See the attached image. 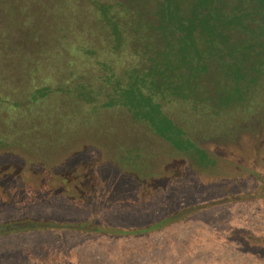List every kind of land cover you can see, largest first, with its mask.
<instances>
[{"label": "rangeland", "instance_id": "obj_1", "mask_svg": "<svg viewBox=\"0 0 264 264\" xmlns=\"http://www.w3.org/2000/svg\"><path fill=\"white\" fill-rule=\"evenodd\" d=\"M88 1L58 9L50 0H0V223L88 219L138 229L216 202L145 233L47 229L1 235L0 264H264V45L224 58L241 57L247 73L239 85L242 98L232 97L237 81L217 56L182 95L160 91L164 111L215 161L198 169L147 122L124 106H110L131 70L151 64L145 44L160 37L164 46L152 22L162 0L136 2L146 3L149 26L135 14L120 15L122 41H114L113 27ZM126 1L113 0L120 6ZM80 35L107 51L101 61L57 51V42L69 45ZM231 40L255 39L237 29ZM78 83L98 94L86 102L65 88L32 98L43 85ZM131 148L153 155L158 175L121 170L113 158Z\"/></svg>", "mask_w": 264, "mask_h": 264}, {"label": "trees", "instance_id": "obj_2", "mask_svg": "<svg viewBox=\"0 0 264 264\" xmlns=\"http://www.w3.org/2000/svg\"><path fill=\"white\" fill-rule=\"evenodd\" d=\"M50 1H54L58 9L59 7L65 8L71 2V0ZM137 1L127 0L121 6L113 0H90L88 2L89 5L96 8V14L113 27L114 41H122L125 37V30L121 26L123 19L120 15L122 13L131 14L132 19L136 15V18L139 17L142 24H147V26L151 23V20L146 18V3L137 6ZM142 12H144V18L140 15ZM157 16L152 22L156 23V29L161 31L164 46L161 45L159 36L157 43L150 41L145 44L143 52L149 55L151 64L145 65L142 69L136 67L135 70H131L128 83H123L118 90L114 91L116 93L122 91L120 98H115L116 102L112 101L110 106L113 104L124 106L134 118L147 122L159 136L172 145L174 154L185 158L196 168L214 167L215 161L207 153V150L205 151V148L197 145L185 129L164 111L159 94L160 91L167 88L171 93L182 95L183 89L192 88L193 81L211 69V56H217L221 59L220 64L226 73L232 75L237 81L236 93L232 97H244L241 81L247 76V73H245L241 57L236 56L231 60L224 58L226 55H235L240 51L249 52L256 45H264V0H162ZM71 22L74 21L71 20ZM237 29L254 37L253 43H248L249 40H246L247 42L242 44L231 40L234 30ZM128 38L129 36H127ZM66 39L67 37L64 36V41ZM67 41L69 45L62 44L63 48L57 42V51L60 54L77 55L84 58L86 55H90L91 59L98 62L101 61L103 52H107L105 49L96 47L81 35L75 36L72 40L70 37ZM112 49L116 50L114 47ZM72 60L71 58V62ZM107 68L114 71L112 65L105 63V69ZM234 72H239L240 75L235 76ZM151 84L155 89L150 88ZM65 88L74 90L86 102L93 100V96L98 94L96 90L93 91L84 83H78L75 87H65V85L53 87L47 84L37 87L32 93V98L38 100L53 90H64ZM229 101L231 100H227L226 104ZM106 103L108 104V102ZM3 142L0 138V143ZM123 155L113 158V161L124 172L141 178L158 175L153 166L155 163L153 155L143 153L138 148H131L128 154ZM215 202H203L187 209L175 211L159 221L138 229L107 227L105 223L88 219L70 222L26 218L0 223V236L21 231L47 229L78 230L86 233L107 231L119 234L145 233L181 221L196 210L212 206Z\"/></svg>", "mask_w": 264, "mask_h": 264}]
</instances>
